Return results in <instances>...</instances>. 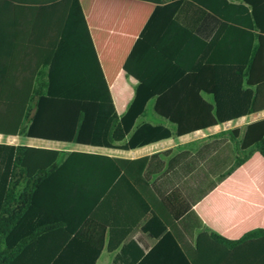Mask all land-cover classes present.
Here are the masks:
<instances>
[{
  "label": "trees",
  "instance_id": "trees-1",
  "mask_svg": "<svg viewBox=\"0 0 264 264\" xmlns=\"http://www.w3.org/2000/svg\"><path fill=\"white\" fill-rule=\"evenodd\" d=\"M136 1L144 7L133 14L139 38L130 56H26L16 41L26 7L0 0V136L130 151L264 112V0ZM61 4L79 22L68 31L80 46L85 4ZM201 22L216 26L208 41ZM121 71L136 83L119 114L111 87ZM149 105L160 122L147 119ZM208 139L230 156L219 180L264 186V118L177 148L198 152ZM160 155L122 159L0 142V264H96L103 251L134 244L152 220L157 243L138 264L162 245L179 246L171 220L200 214L202 205L192 209L178 188L156 202L149 196L151 159ZM208 233L199 234L194 256L181 247L173 256L264 264V227L236 240ZM204 236L214 247L200 251Z\"/></svg>",
  "mask_w": 264,
  "mask_h": 264
},
{
  "label": "crops",
  "instance_id": "crops-1",
  "mask_svg": "<svg viewBox=\"0 0 264 264\" xmlns=\"http://www.w3.org/2000/svg\"><path fill=\"white\" fill-rule=\"evenodd\" d=\"M13 1L16 5L20 4L18 6L26 7L24 22L21 24V21L18 20L16 23V25L20 23L25 29L24 34L17 35L16 41L26 44L28 47L26 56H47L49 53L55 52L58 53L56 56H130L132 46L139 38L137 31L139 22L136 21L133 14H138V11L143 10L144 6H141L136 0H81L85 4L84 10L88 19L86 18L84 28H81L84 36L80 46L77 44L79 42L75 31L72 33L68 31L70 27L74 30L80 27L79 22H74L70 20L71 17H67L72 8L61 4L63 0ZM199 26L201 29L198 34L201 39L210 40L216 31V26L214 28L203 22L199 23ZM66 40H70L68 45L71 46V49H64L60 53L59 47L65 44ZM121 75L124 76L122 71L118 73L117 78ZM115 81L111 91H113L119 108H124V100L120 103V99H118L121 96V91L128 97L136 82L133 79H126L130 87L125 88L124 92L122 89H116ZM263 118L264 112H261L242 117L235 122H242L245 126ZM231 123L233 122H227L205 131H197L179 137L177 141L169 139L158 142L162 144L161 147L144 154L133 155L132 153L136 154V151L148 149L158 143L130 151L106 149L114 152H127L131 157L113 156L109 151H104L105 148L90 146H84L83 150H62L98 153L122 159L151 157L156 153H162L157 158L151 159L150 172L147 176L149 196H152L156 202L171 190L178 188L185 195L192 209L198 207L199 204L202 205V214L192 212L186 214L180 221L171 220L172 231L178 237L179 246H174L173 243L162 245L156 250L158 256H154L145 264H187L177 261L173 254L180 253L181 247L194 256L198 236L204 231V228H208L209 233L218 234L229 240H236L250 229L264 227V186L259 183L253 185V182L248 183L247 186L239 182L227 184V182L219 180L230 162V156L225 150L224 144L214 143L213 140L208 139L198 152L177 148L226 130L222 127ZM16 138L7 137V139ZM36 147L49 148L46 146ZM166 151L169 153L163 154ZM119 155L121 154L118 153ZM246 187H253V190L249 188V192L243 191ZM213 194L216 196L207 202L206 199ZM243 202L246 208L250 209L247 210V213L241 212L243 208L241 203ZM146 227L148 230L141 231L138 228L133 234L134 244L121 245L114 252L103 251L96 264H138L157 243V233L155 234V232L159 227V222L152 220L151 225L147 224ZM214 243L210 236H204L200 243V251L211 249L214 247ZM170 259L175 260L170 261ZM193 264L240 263L215 260L213 257L208 260L206 256L205 259Z\"/></svg>",
  "mask_w": 264,
  "mask_h": 264
},
{
  "label": "rangeland",
  "instance_id": "rangeland-1",
  "mask_svg": "<svg viewBox=\"0 0 264 264\" xmlns=\"http://www.w3.org/2000/svg\"><path fill=\"white\" fill-rule=\"evenodd\" d=\"M115 87L116 89L120 90H124L125 92V88L130 87V85L127 83L126 79L124 78L123 75L119 76L117 78V80L115 81ZM133 92L131 91L130 95L127 97L125 96V93H122L121 91V96L118 98L120 99V103L123 102L124 100V108H119L116 100H115V96L113 94L112 91V96L116 105V109L117 112L119 114L124 113L125 111V107L127 106L128 102L130 101V99L132 98ZM147 119L153 122H160L161 119L159 117H157L156 115L153 114L152 112V106L149 105V109H148V115H147ZM140 122V121H139ZM243 127V123L242 122H233L231 124H227L225 126H223L222 128L225 129H230V128H234V127ZM193 135V134H192ZM193 137V136H192ZM177 141V139H175ZM0 142H7V143H11V144H19V145H27V146H46L49 148H56V149H71V150H83L85 149L84 146L81 145H74V144H68V143H61V142H51V141H43V140H36V139H30V138H26V137H17L16 139H7L5 137L0 136ZM162 144L158 143L156 145H153L151 147H149L148 149H143V150H138L135 153H132L133 155H139V154H144L147 153L148 151L154 150V149H158L159 147H161ZM104 151H109L106 149H103ZM110 155L113 156H117V157H131V155L127 152H114L109 151ZM118 153H120L121 155L118 156Z\"/></svg>",
  "mask_w": 264,
  "mask_h": 264
}]
</instances>
